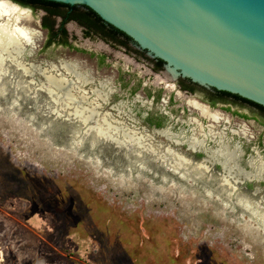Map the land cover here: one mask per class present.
Wrapping results in <instances>:
<instances>
[{"label": "rangeland", "instance_id": "1", "mask_svg": "<svg viewBox=\"0 0 264 264\" xmlns=\"http://www.w3.org/2000/svg\"><path fill=\"white\" fill-rule=\"evenodd\" d=\"M12 4L36 31L25 60L74 62L95 86L105 85L107 107L121 108L124 120L148 133H191L190 118L199 114L163 72L151 73L150 60L87 37L74 22L64 43L60 36L48 43L45 12ZM0 87V264H264V206L251 195L256 186L264 193V127L250 110L234 106L246 118L220 112L216 128L236 165L246 161L251 174V162L262 168L259 181L239 180L234 195L218 162L199 167L201 151L202 157L182 146L191 164L180 165L150 150L161 137L138 149L121 133H97V124L83 129L14 75L0 79Z\"/></svg>", "mask_w": 264, "mask_h": 264}, {"label": "water", "instance_id": "2", "mask_svg": "<svg viewBox=\"0 0 264 264\" xmlns=\"http://www.w3.org/2000/svg\"><path fill=\"white\" fill-rule=\"evenodd\" d=\"M47 1L93 10L162 60L173 82L186 78L264 107V0Z\"/></svg>", "mask_w": 264, "mask_h": 264}, {"label": "bare ground", "instance_id": "3", "mask_svg": "<svg viewBox=\"0 0 264 264\" xmlns=\"http://www.w3.org/2000/svg\"><path fill=\"white\" fill-rule=\"evenodd\" d=\"M26 16V12L17 5L0 0V79H10V76L14 75L21 87L41 91L53 108L59 112H66L67 115L79 122L83 129L91 123L97 124L91 126L97 133L108 134L113 131L121 133L123 142L125 139L126 142L138 149L146 145L148 137H161L164 141H155V148L150 150L152 152L163 150L180 165L190 166L191 164L190 159L179 152L182 146L187 145V149L193 152H203L205 157L198 162L199 167L209 168V163L218 162L221 165V180L231 187L230 194H238L239 180L259 181L262 177V168L255 167L253 162L250 165L255 169L254 174L247 172L244 166L241 167V164L239 166L235 164L229 149L230 142L229 140L225 142V132L216 129L223 120L218 110H210L204 104L188 98V105L201 118L208 121L207 130L204 129L203 121L198 116L199 118H190L189 124L192 125V128L188 136L176 135L168 128L148 133L146 127H139L133 118L130 119L131 122L124 120L121 108H116V105L108 108V93L104 91L105 85L101 83L95 86L91 75L81 71L76 63L61 60L56 64L47 63L42 66L41 63L36 64L32 60V62L25 60L24 50L27 46H33L36 35L34 29L23 24ZM2 90L4 88L0 87V91ZM105 109L116 111L117 114ZM224 121L229 122L227 119ZM208 137L210 143L213 142L212 145L206 142ZM203 162H206L207 166L203 165ZM260 188L255 187L251 195L259 197L257 204L260 203L264 206V193L260 196L262 192ZM238 204L244 209L251 208V206L242 203Z\"/></svg>", "mask_w": 264, "mask_h": 264}, {"label": "flooded vegetation", "instance_id": "4", "mask_svg": "<svg viewBox=\"0 0 264 264\" xmlns=\"http://www.w3.org/2000/svg\"><path fill=\"white\" fill-rule=\"evenodd\" d=\"M7 1H10V2H13L16 4H20V5L22 4L21 0H7ZM27 5H30V4L28 3ZM30 6H32V5H30ZM38 9L44 11L45 15H46L45 9H40V8H38ZM81 11L82 10H79L78 8L76 10L72 11L69 7L62 6L58 9H56V11H54L55 13L53 16L47 17V18L44 16L41 20V27L47 31V41L50 38V35L48 34L49 31L42 26V22L44 20L48 21L49 23H51L52 20H54L55 25H54L53 29L55 31L61 27V23H62V20H63L65 13L73 16V15L80 13ZM83 11L86 12L87 10H83ZM69 22H74L76 25L80 26L84 30V33L86 34L87 37L97 36L99 39L104 41L106 44H114V43L117 44L119 47H122L125 51H127V53L132 54V56H134L136 58L142 57L144 59L150 60V62H151V65H150L151 73H155V72L162 73L163 65H164V62L162 60L152 59V58L146 56L144 51H140L134 46V42L131 40V38H129L126 35H122L120 33H117L115 31L111 30L110 26L108 24H106L104 21H103L104 26H105L104 29H101V27H99L98 25H93L94 30H89L90 33H87V30H88L87 27H85V25H83L77 19L67 20L64 24L65 28ZM96 26H98L99 28ZM54 39H55V37L52 40H54ZM174 82H175V86L177 87V90H178L177 96H178V93H180L181 95H183V97H189V98L196 100L197 102H199L201 104H204L210 110H218L219 112H221L224 115H229V114L234 115L235 114V115L240 116L241 118H246L247 115H245V113L241 114V112H239L238 110H234L233 109L234 106L247 108L248 110H250L252 112L253 119L256 122H259L264 127V110L261 109L260 107L253 105L252 103H250L248 101H244L243 99L237 98L236 96H234V94L233 95H231V93L227 94V93H224L221 90H217L215 88H205V87H202V86H200V85H198V84H196V83H194V82H192L186 78H178ZM178 97H180V96H178ZM153 123H154L153 125L156 128L161 126V122H159L158 120L153 122ZM228 124H230V123H228ZM159 129H160V127H159ZM197 154H199L200 157L203 156V153H201V152H197ZM246 163L247 162L245 161V165H246Z\"/></svg>", "mask_w": 264, "mask_h": 264}, {"label": "trees", "instance_id": "5", "mask_svg": "<svg viewBox=\"0 0 264 264\" xmlns=\"http://www.w3.org/2000/svg\"><path fill=\"white\" fill-rule=\"evenodd\" d=\"M21 3L24 5H27L28 3L36 8H40V9H45L46 11V15L45 17H51L54 15V11H56V9L62 7V6H67L69 7L72 11L76 10V6H70V5H66V4H62V3H58V2H53V1H47V0H21ZM57 15V14H56ZM69 19H77L79 20L83 25H85V27H87V33H90L89 30H94L93 28V25H98L99 27H101V29H104L105 26H104V22L102 21V19L91 9H88L86 12L85 11H81L80 13L76 14V15H69L67 13H65L64 17H63V20H62V23H61V27L58 29V30H55L54 31V25H55V21L52 20L51 23H49L48 21H43L42 22V26L44 28H46L48 31H49V35H50V38L48 39V43L52 41V39L56 36H60L61 37V42L64 43L65 42V39H67V30L64 26L65 22ZM96 26V27H98ZM110 26V29L117 32V33H120L122 35H125L123 34L121 31H119L118 29H116L115 27ZM98 27V28H99ZM224 93H227V94H230L229 92H225V91H222ZM233 95V94H231ZM234 96H236L237 98H240V99H243L244 101H248L250 103H252L253 105H256L258 107H260L261 109L264 110V107L255 103V102H252L250 100H247L245 98H242L240 97L239 95L237 94H234Z\"/></svg>", "mask_w": 264, "mask_h": 264}]
</instances>
